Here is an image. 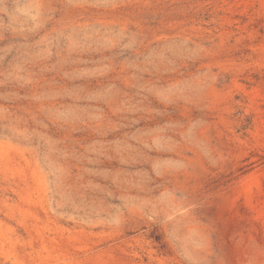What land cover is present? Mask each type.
Here are the masks:
<instances>
[{"label":"rangeland","instance_id":"obj_1","mask_svg":"<svg viewBox=\"0 0 264 264\" xmlns=\"http://www.w3.org/2000/svg\"><path fill=\"white\" fill-rule=\"evenodd\" d=\"M0 264H264V0H0Z\"/></svg>","mask_w":264,"mask_h":264}]
</instances>
